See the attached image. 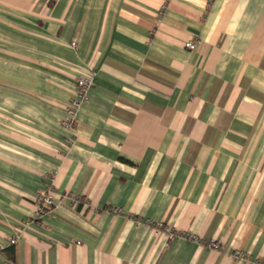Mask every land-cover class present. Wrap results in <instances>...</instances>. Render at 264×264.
<instances>
[{
	"label": "crops",
	"instance_id": "0c3cea01",
	"mask_svg": "<svg viewBox=\"0 0 264 264\" xmlns=\"http://www.w3.org/2000/svg\"><path fill=\"white\" fill-rule=\"evenodd\" d=\"M0 264H264V0H0Z\"/></svg>",
	"mask_w": 264,
	"mask_h": 264
},
{
	"label": "built area",
	"instance_id": "2783aa9c",
	"mask_svg": "<svg viewBox=\"0 0 264 264\" xmlns=\"http://www.w3.org/2000/svg\"><path fill=\"white\" fill-rule=\"evenodd\" d=\"M164 9L161 11L163 13ZM75 46V44H73ZM197 42L195 40L188 41L186 43V47L195 50L197 48ZM94 73L85 74L81 77H79L77 81V91H76V97L72 100L71 106L68 108L67 111V117L63 122V126L66 130L70 131L72 134V137L68 139V144L72 145L74 143V139L78 132V114L80 108L83 106L84 103H86L89 100V93L93 87L94 84ZM55 198H56V192L53 187V180L51 177H48L46 180V186L45 188L40 192L38 199H37V208L35 211V214L33 215L32 219H30V222H40L43 221L46 218H49L53 215L55 210ZM68 202V205L71 208H77L81 205H87V203H84V200L77 195L73 194H63L61 195V202ZM116 213H122V210L114 209L112 210ZM153 230L155 231V234L159 235L162 232H166L169 234V238L173 239L177 236H180L184 239L190 240L195 243H201L205 244L211 249L223 251L225 249V246L221 243H219L216 240H211L204 242L201 238L188 234L183 233L179 234L178 232L170 231L168 226L163 222H155L151 224ZM17 242V239H13L11 241L12 244H15ZM232 257L238 260L242 261H251L250 254L242 251V250H235L232 252Z\"/></svg>",
	"mask_w": 264,
	"mask_h": 264
}]
</instances>
